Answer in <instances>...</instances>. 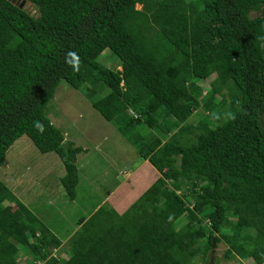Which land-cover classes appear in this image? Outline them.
I'll use <instances>...</instances> for the list:
<instances>
[{"label": "trees", "instance_id": "obj_1", "mask_svg": "<svg viewBox=\"0 0 264 264\" xmlns=\"http://www.w3.org/2000/svg\"><path fill=\"white\" fill-rule=\"evenodd\" d=\"M24 1L37 14L0 0V167L25 135L57 155L61 197L77 198L87 150L47 112L64 80L157 178L120 206L103 199L80 215L66 247L67 234L0 179V264H23V254L24 264H218L220 240L225 257L264 264V0ZM72 51L78 70L65 62ZM198 107L213 125L187 121Z\"/></svg>", "mask_w": 264, "mask_h": 264}, {"label": "rangeland", "instance_id": "obj_2", "mask_svg": "<svg viewBox=\"0 0 264 264\" xmlns=\"http://www.w3.org/2000/svg\"><path fill=\"white\" fill-rule=\"evenodd\" d=\"M23 3L27 11L37 14L33 4ZM138 6L140 7V4ZM105 53L107 57L111 54L110 51ZM104 63L109 67H116L114 61L108 60ZM213 76L214 73L201 80V84L206 86L205 88L210 87ZM101 89L102 92H99L95 98L108 92L107 87ZM217 97L219 98V95ZM47 112L52 122L61 128L65 139L73 140L75 144L89 148L86 155H78L81 177L77 188V198L69 200L61 197L64 187L60 179L65 172L57 155L53 152L45 154L39 152L25 135L16 140L7 150L5 161L0 167V179L7 182L59 235L67 234L61 246L66 247L69 246L67 240L71 233L67 231L77 225L76 221L80 215L88 213L103 199L108 200L106 198L108 191L117 185L118 180H125L118 170L133 171L135 169L131 179L130 174L125 173L126 178L128 176L130 179L126 186L135 192L131 193L132 198L152 185L157 178V171L147 169L148 167L137 169L143 160L132 142L115 125L107 121L81 91L69 86L64 80L57 85L54 97L47 105ZM201 120L207 121L209 125L215 123L214 118L208 115L202 107L193 109L187 119L194 125ZM262 122H264L263 117ZM141 129L145 136L150 132L149 128ZM152 131L156 132L155 129ZM96 144H99V148H95ZM125 189L123 187L119 194L117 192L109 199V202L120 206L121 202L127 200L122 198V195L127 194L123 193ZM226 248V243L221 240L214 247V258L218 260V264H252L251 258L238 261L235 258L225 257ZM62 249L60 248L58 253L63 256L67 255ZM19 259L23 264L28 260L24 255ZM196 260L200 261V256ZM40 264H45V262H40Z\"/></svg>", "mask_w": 264, "mask_h": 264}, {"label": "crops", "instance_id": "obj_3", "mask_svg": "<svg viewBox=\"0 0 264 264\" xmlns=\"http://www.w3.org/2000/svg\"><path fill=\"white\" fill-rule=\"evenodd\" d=\"M73 141V140H72ZM75 143V142H74ZM76 145H80V144H76ZM83 148H85L86 150H87V152L86 153H83L84 155H86L87 153H88V150H89V148L88 147H85L84 145L82 146ZM99 148V144H96L95 145V148ZM81 155V154H80ZM79 155V156H80ZM79 162H80V160H79V157H78V159H77ZM149 161L148 160H144L143 162H142V164L137 168V169H143V168H145V167H148L147 169H153L155 172H156V169L154 168V166H152L151 164H150V166H149ZM135 170V169H134ZM134 170L132 171V170H123V169H120V170H118V172L122 175V176H124L125 177V180L124 181H122V180H118L117 181V185H115L114 186V188L111 190V192H109V194H108V196L106 197V198H108V199H111L113 196H115L116 195V193L117 194H119L120 192V190L124 187V189H125V187H126V189L124 190V193H127L126 195H124L122 198H126L127 200H129L130 198H132L133 196H132V194L131 193H133L134 191H132V189H130L128 186H126V184L128 183V181L132 178V174H133V172H134ZM125 173H129L130 175H129V178H128V176H127V178H126V174ZM156 174V173H155ZM135 190V189H134ZM135 193V192H134ZM122 204H124V202H121V205ZM70 236V235H69ZM63 244H64V240H63ZM62 244V245H63ZM61 245V246H62ZM60 249V248H59ZM62 251H64V253H66V254H68V252H67V250H65V249H62ZM24 255V257H28V255L27 254H23ZM22 255V256H23ZM64 256H66V255H64Z\"/></svg>", "mask_w": 264, "mask_h": 264}, {"label": "clouds", "instance_id": "obj_4", "mask_svg": "<svg viewBox=\"0 0 264 264\" xmlns=\"http://www.w3.org/2000/svg\"><path fill=\"white\" fill-rule=\"evenodd\" d=\"M68 57H71V59H69ZM68 57H66L65 62L69 64V66L72 67L73 70H78L80 65L79 55L75 51H72L68 53ZM36 127L38 128V130L43 131V126L39 124V122H37Z\"/></svg>", "mask_w": 264, "mask_h": 264}, {"label": "water", "instance_id": "obj_5", "mask_svg": "<svg viewBox=\"0 0 264 264\" xmlns=\"http://www.w3.org/2000/svg\"><path fill=\"white\" fill-rule=\"evenodd\" d=\"M11 2H13L14 4H17L19 6H23V2H25L24 0H9Z\"/></svg>", "mask_w": 264, "mask_h": 264}]
</instances>
